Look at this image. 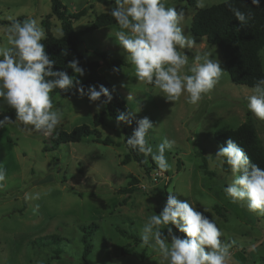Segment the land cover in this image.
Instances as JSON below:
<instances>
[{
  "label": "rangeland",
  "instance_id": "374dc122",
  "mask_svg": "<svg viewBox=\"0 0 264 264\" xmlns=\"http://www.w3.org/2000/svg\"><path fill=\"white\" fill-rule=\"evenodd\" d=\"M222 1L206 0V7ZM61 2L69 13L86 8V13L72 23L75 31H84L95 16L111 12L116 6L115 0ZM164 3L184 12L179 26L184 35L195 40L191 49L183 50L189 66L195 55L211 52L223 69L219 82L197 105L186 103L184 96L176 102L167 101L153 85L137 80L134 66L116 40L118 24L84 33L81 47L92 60L99 61L98 72L134 113L135 120L147 116L153 122L154 128L147 136L153 151L164 139L170 141L171 147L165 152L169 170L160 171L148 158V171L132 161L120 164L126 152L120 128L106 113L102 115L103 123L94 127L92 119L100 101L90 103L73 89L50 93L53 107L62 112L63 119L49 135L20 125L15 110L0 101V119L9 116L13 120L0 127V165L6 170V178L0 182V264H160L157 251L122 236L118 230L140 239L144 223L150 215L160 213L168 191L177 192L173 194L181 200H190L198 211L215 220L223 234L222 242L231 243L227 264H264V215L250 212L246 201L233 203L226 198L223 189L231 182L232 174L219 164L215 153L220 145L213 138L217 130L234 128L250 118L264 147V120L247 109L246 97L252 88L232 83L217 46L207 45L205 38L190 32L192 16L199 9L196 0H191L192 5L180 0ZM49 13L50 0H0V47H9V26L29 18L35 19L45 33L47 27L59 37L60 22ZM93 51L129 64L120 71L111 70L92 55ZM259 57L264 71V46ZM71 75L80 81L84 77L73 72ZM103 111L104 105L99 113ZM80 124L90 125L101 138L110 136L117 143L103 145L84 137L79 142L52 145L55 134ZM202 155L213 175L200 168ZM129 176L135 177L137 190L119 192L131 179ZM26 193H40V198L25 199ZM91 223L97 229L83 263L80 227ZM162 232L167 235V229ZM44 235L62 237V251L55 253L54 245L32 243Z\"/></svg>",
  "mask_w": 264,
  "mask_h": 264
},
{
  "label": "clouds",
  "instance_id": "9594fccd",
  "mask_svg": "<svg viewBox=\"0 0 264 264\" xmlns=\"http://www.w3.org/2000/svg\"><path fill=\"white\" fill-rule=\"evenodd\" d=\"M227 3V0H225ZM259 7L261 0H251ZM111 15L119 25L116 40L126 52L134 66L138 81L153 85L156 93L167 101H179L197 105L204 94L209 93L219 82L223 69L211 52L197 54L189 66L184 49H191L195 40L183 34L179 26L184 19L183 10L166 7L164 0H115ZM206 0H196V7L203 9ZM235 18L246 23L249 18L237 8H230ZM46 39L45 31L35 19L12 23L7 29V44L0 47V101L15 110V120L23 127H31L44 135L51 134L62 122L63 114L54 109L50 93L54 89H75L80 97L89 102L100 101L95 110L108 103L112 96L101 85L84 86L76 75L66 70H54L56 63L50 59L41 42ZM74 74L84 75L77 60L68 63ZM115 71V69H114ZM106 100H101V97ZM247 109L259 120H264V78H260L246 97ZM134 113L122 111L116 117L121 122L132 124ZM13 122L9 116L0 119V127ZM136 127L126 139V144L166 172L170 164L166 149L170 141L164 139L153 151L147 136L154 128L147 117L136 120ZM221 166L231 171V182L224 187L226 198L233 203L246 201L250 212L264 215V168L252 163L245 150L233 139L226 141L215 153ZM6 178V170L0 165V182ZM168 191L166 201L159 214L150 215L144 223L140 239L142 245L159 253L160 264H227L231 243L222 242L221 230L214 219L196 209L190 200H181ZM40 193L25 194V199H39ZM207 212V209H204ZM162 229H167L164 235ZM174 229L184 235L178 236ZM255 246H253V251Z\"/></svg>",
  "mask_w": 264,
  "mask_h": 264
},
{
  "label": "trees",
  "instance_id": "16d2710c",
  "mask_svg": "<svg viewBox=\"0 0 264 264\" xmlns=\"http://www.w3.org/2000/svg\"><path fill=\"white\" fill-rule=\"evenodd\" d=\"M185 1L192 5L191 0ZM167 7V5L165 4ZM230 8H237L244 12L247 19L246 23L241 24L233 15ZM180 11V9H178ZM86 13V8L69 13L61 0H50V13L48 16L54 15L60 22L61 35L54 37L46 27V39L41 42L45 45V51L49 54L50 59L56 63L53 65L54 70H66L70 75L73 72L67 65L72 60L78 61V66L84 69V77L81 83L84 86L95 85L97 89L101 85L106 87L112 99L104 105L102 113L93 115L92 124L97 127L103 123L102 115L106 113L116 122V117L122 111L131 112L126 103L121 100L116 92L106 82L104 77L98 72L100 65L99 61L92 60L85 50H82L84 33H89L93 30L117 24L112 17L111 12L100 13L95 16L90 26L84 31H75L72 23ZM2 23H6L2 21ZM190 32L197 37L205 38L207 45H216L220 56L226 67L229 79L232 83L243 85L252 88L253 85L260 79L264 78L262 62L259 57V51L264 46V0H261V5L256 7L251 4V0H227L212 4L203 9H196L192 16ZM92 55L109 67L111 70L120 71L122 67L129 63L121 60L110 58L104 53L93 51ZM62 89H54L51 93H61ZM73 91H76L73 89ZM106 97H101V100H106ZM136 120L133 119L131 125L121 122L120 130L122 133V143L126 149L125 154L120 160V164L124 165L129 162H135L138 166L148 171L150 168L146 163L147 158L149 163L155 166L151 157L145 158L142 153H138L126 144V139L131 135L136 127ZM84 137H91L93 142H99L103 145L116 144L110 136L100 137L95 128H91L88 124H80L74 126L70 131H60L54 135L51 140L52 145L59 146L66 142H79ZM214 141L220 146H226V141L231 138L236 141L246 152L250 161L264 168V147L256 132L252 119L246 118L241 124L234 128L219 129L213 134ZM47 149L44 148V151ZM225 171H228V166H222ZM178 168V166H177ZM200 168L203 173L213 175L208 170L207 158L202 155ZM131 179L127 184L119 188V192H132L137 190L134 185L135 177L129 176ZM97 225L94 223L82 225L81 230V253L80 260L85 263L87 256L92 249L91 237L96 231ZM122 236L131 238L135 242L141 241L137 236L127 234L124 230H118ZM63 241L62 237L56 235H44L32 241L33 244L40 246H55V253L62 251L59 244Z\"/></svg>",
  "mask_w": 264,
  "mask_h": 264
},
{
  "label": "built area",
  "instance_id": "2783aa9c",
  "mask_svg": "<svg viewBox=\"0 0 264 264\" xmlns=\"http://www.w3.org/2000/svg\"><path fill=\"white\" fill-rule=\"evenodd\" d=\"M154 180V179H153Z\"/></svg>",
  "mask_w": 264,
  "mask_h": 264
}]
</instances>
